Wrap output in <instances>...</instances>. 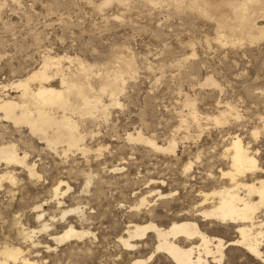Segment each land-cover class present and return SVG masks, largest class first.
Returning a JSON list of instances; mask_svg holds the SVG:
<instances>
[{"label": "rangeland", "instance_id": "1", "mask_svg": "<svg viewBox=\"0 0 264 264\" xmlns=\"http://www.w3.org/2000/svg\"><path fill=\"white\" fill-rule=\"evenodd\" d=\"M101 1L0 0V97L17 96L9 83L38 66L45 55L78 58L97 73L118 66L123 57L132 60L135 70L133 75H124V88L117 95L119 105L109 106L107 115L75 118L86 136L84 143L90 148L87 162L79 151L73 150L66 157L54 154L24 126L0 120V142L16 143L21 154L27 153V162L36 163L40 175V179L29 178L20 167L12 166L16 180L2 183L0 247L7 243L37 251V264H98L100 253L105 256L101 260L109 259L108 253H115L111 244H94L95 248L87 245L90 249L82 247L80 254L74 244L58 246L56 254L45 253L41 247L33 249L29 242L23 244L19 234L22 226L40 229L33 207L42 201L48 229L35 234L33 240L43 246L49 241L48 233L60 231L64 219L51 189L61 177L71 185L63 208L80 202L86 213L96 212L98 219L106 215L113 221L117 219L122 229L127 215L124 208L134 201V195L151 185L152 179H163V189L172 190V199L183 201L186 191L179 175L184 162L193 163L189 172L193 180L189 183L203 185L204 191L227 183L228 178L220 176L221 171L228 170V162L222 160L220 153L235 135L242 144H249L259 167L264 169V39L241 46L221 45L214 39L212 23L199 15L176 12L166 5L153 6L145 0H127L128 5L123 7L113 1L99 10L96 5ZM192 50L195 56H191ZM206 77H211L216 86L206 85ZM99 79L96 75L90 77L95 89ZM52 85L58 87L57 77ZM186 99L193 103L200 117L217 115L231 105L238 118L229 117L224 124L204 119L197 128L190 122ZM101 100L109 104L107 94H102ZM181 117L186 119L185 124L180 125ZM254 130L256 135L252 134ZM137 131L163 146L176 140L175 153H161L147 144L126 139L128 133ZM113 167L120 169L112 171ZM85 172L94 178L83 192ZM208 173L213 176L211 180L206 179ZM117 200H123L125 207L117 208ZM52 215L54 220L49 221ZM216 224V235L224 242L237 236L233 226ZM95 229L92 230L97 232ZM225 247V264H260L237 247ZM92 255L95 260L89 259Z\"/></svg>", "mask_w": 264, "mask_h": 264}, {"label": "bare ground", "instance_id": "2", "mask_svg": "<svg viewBox=\"0 0 264 264\" xmlns=\"http://www.w3.org/2000/svg\"><path fill=\"white\" fill-rule=\"evenodd\" d=\"M113 1L119 7L128 5L127 0H102L96 6L102 10L103 6ZM145 1L153 6L166 5L176 12L188 11L207 19L212 23L214 39L221 45L241 46L245 42L254 44L264 39V0ZM191 56H195L193 50ZM119 63L111 70L105 68L103 70L105 72L97 73L90 64L78 58L45 55L38 66L23 77L9 83L10 85L8 84L11 89L18 92V95L0 97V120L9 121L14 126H24L31 136L37 137L54 154L60 153L66 157L73 150L79 151L87 162L90 148L84 143L86 136L79 130L80 118L78 117L85 115L93 117L96 114L105 116L109 106L119 105L117 95L124 88V75H133L135 71L131 59L120 57ZM65 64L68 65L65 66ZM93 75L100 78L96 89L91 84L92 80L90 81ZM56 77L58 87L52 85ZM204 83L216 86L211 77H206ZM102 94L108 95L109 104L102 102ZM185 106L190 108V122L197 128L201 127V120L204 119L211 120L210 122L213 121L215 124H224L229 117L238 118V114L234 112L233 107H230L231 105L223 107L222 111L218 110V114L210 115L211 117L209 115L200 117L193 103L188 102L187 99ZM76 117L78 120L75 119ZM182 118L179 119L180 125L186 123V119ZM190 122L188 121L189 124ZM252 134L256 135L257 131L254 130ZM126 139L147 144L161 153H175L176 149V140L172 139L167 146H163L157 144L154 139L153 141L144 137L139 131L135 134L128 133ZM220 154L222 160L228 162V170L221 171L220 176H226L227 183H221L209 191H204L203 185L189 183V180H193L190 179L189 173L193 163L183 161L179 175L182 189L186 191V194L182 196L183 201L176 202L177 199L176 201L172 199V190L167 192L163 189L165 187L163 179L153 180L150 177L151 185L134 195V201H131V204L127 206L125 203L127 207L123 205L124 203L121 204L123 200L120 202L119 199L117 204L115 203L119 206L117 208L122 209L124 206L127 210L122 229L117 219L113 221V218L110 219L107 215L98 219L96 212L86 213L85 208L80 206V202L63 208L64 196L70 191L71 185L61 177L55 181L51 189L52 198L61 211L59 215L64 219L60 231L48 233L49 241L42 244L43 246H40V242L33 240L35 234L42 231L46 233L48 229L44 209H42L45 202L42 201L33 207L36 210L35 216L40 223V229L22 226L19 234L23 244L29 242L33 249L41 247L45 253L55 254L56 248L66 243L76 245L78 253L82 247L85 250L90 249L87 245H92L94 248V244L112 245L115 253L105 252L109 259L101 260L104 254L98 251L100 253L97 255L100 259L99 262L97 261L98 264H225L224 256L228 249L224 247L233 246L239 248L248 257L258 260L260 264H264V169L259 167L255 152L250 150L249 144H242L241 138L237 135L230 138ZM27 157V153L19 152L16 143L0 142V188L3 182L13 183L16 180L13 173L15 169L11 168L12 166L20 167L29 178L40 179L35 168L36 163H28ZM119 169L120 167H113L112 171L117 172ZM206 176L207 180L213 178L211 173ZM84 177L83 192L94 178L90 172H85ZM84 195L87 194L84 193ZM87 209L91 210L92 207ZM49 219V221L54 220L53 215ZM216 223L233 226L237 236L224 242L216 235L218 232ZM93 228L98 231L95 232ZM224 250H226L225 253ZM38 255L37 251L4 243L0 247V264H37L34 257ZM95 255L88 258L95 260ZM131 255L135 257L128 260Z\"/></svg>", "mask_w": 264, "mask_h": 264}]
</instances>
